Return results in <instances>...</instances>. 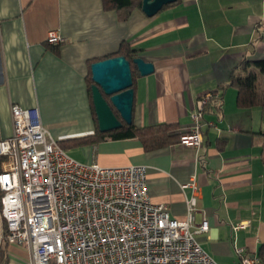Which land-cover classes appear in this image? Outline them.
Masks as SVG:
<instances>
[{
  "label": "crops",
  "instance_id": "obj_1",
  "mask_svg": "<svg viewBox=\"0 0 264 264\" xmlns=\"http://www.w3.org/2000/svg\"><path fill=\"white\" fill-rule=\"evenodd\" d=\"M49 31L64 43L48 46ZM122 43L154 66L135 78L136 127L175 124L182 132L205 93L221 94V108L214 99L207 107L197 156L181 144L145 153L135 138L84 146L86 163L145 166L152 203L177 220L191 196L181 186L194 178L195 224L208 225L196 235L200 247L217 264H241L237 250L264 264V112L238 109L228 86L242 59H264V0H178L151 18L137 8L126 16L106 10L102 0H0V139L12 132L11 105L36 107L58 142L93 135L89 65ZM5 252L6 264H29L24 247Z\"/></svg>",
  "mask_w": 264,
  "mask_h": 264
},
{
  "label": "built area",
  "instance_id": "obj_2",
  "mask_svg": "<svg viewBox=\"0 0 264 264\" xmlns=\"http://www.w3.org/2000/svg\"><path fill=\"white\" fill-rule=\"evenodd\" d=\"M45 43L58 47L64 39L49 31ZM215 97L197 98L191 125L181 132L180 144L196 156L203 115ZM10 117L11 135L0 139V242L26 248L29 264H217L196 239L208 225L195 224L194 178L181 186L191 196L177 220L152 203L145 166L79 164L49 135L36 107L11 105ZM237 253L241 264H263Z\"/></svg>",
  "mask_w": 264,
  "mask_h": 264
},
{
  "label": "trees",
  "instance_id": "obj_3",
  "mask_svg": "<svg viewBox=\"0 0 264 264\" xmlns=\"http://www.w3.org/2000/svg\"><path fill=\"white\" fill-rule=\"evenodd\" d=\"M102 3L104 9L119 11L124 13L125 16L130 12L131 9L134 8H137L141 11V0H102ZM137 53V50H132L126 43H122L118 51L107 58L123 56L131 63L132 60L136 58ZM98 61L101 60L97 59L93 63ZM131 71L134 88L137 72L132 64ZM89 82L90 90V87L92 85L91 75ZM228 86L232 87L236 91V106L238 109L250 110L253 108H260L264 112V59H242V61L232 72ZM220 89H223V87H220ZM213 99L212 100L216 102L213 104V107L220 109L222 95L218 94L217 97ZM210 104L211 103H209V105ZM92 112H94L93 107ZM115 114L117 116V113ZM93 115L96 122L95 114L93 113ZM180 136L181 132H179L178 127L175 124H157L138 128L133 124L132 121L130 125L122 122V127L117 130L109 131L106 133H100L97 130L93 135L87 137L67 140L63 142L59 141V145L62 149L66 150L67 147L94 145L101 141H116L136 138L140 141L144 152L149 153L151 151L180 144ZM2 228L5 229L4 225H2ZM6 246L7 243L5 241L0 242V264H6Z\"/></svg>",
  "mask_w": 264,
  "mask_h": 264
},
{
  "label": "water",
  "instance_id": "obj_4",
  "mask_svg": "<svg viewBox=\"0 0 264 264\" xmlns=\"http://www.w3.org/2000/svg\"><path fill=\"white\" fill-rule=\"evenodd\" d=\"M176 1L141 0V12L151 18ZM131 64L140 77L154 72L153 64L140 57L130 63L125 57L117 56L90 65L92 107L100 133L117 130L122 127V122L127 125L132 122L134 90Z\"/></svg>",
  "mask_w": 264,
  "mask_h": 264
},
{
  "label": "rangeland",
  "instance_id": "obj_5",
  "mask_svg": "<svg viewBox=\"0 0 264 264\" xmlns=\"http://www.w3.org/2000/svg\"><path fill=\"white\" fill-rule=\"evenodd\" d=\"M84 148V146H74V147H70L68 148L66 151L67 155L74 160L75 162L79 163V164H87L86 163V157L82 151V149ZM0 227H1V218H0Z\"/></svg>",
  "mask_w": 264,
  "mask_h": 264
}]
</instances>
